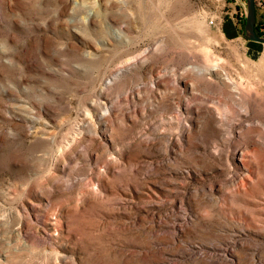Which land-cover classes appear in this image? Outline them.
I'll list each match as a JSON object with an SVG mask.
<instances>
[{
	"label": "rangeland",
	"instance_id": "374dc122",
	"mask_svg": "<svg viewBox=\"0 0 264 264\" xmlns=\"http://www.w3.org/2000/svg\"><path fill=\"white\" fill-rule=\"evenodd\" d=\"M254 4L264 31V0ZM245 12L246 0H0V264H264V190L242 200L226 188L215 221L183 224L205 204L193 188L239 171L219 152L223 166L201 179L190 150L160 146L197 111L193 93L224 91L214 71L210 89L175 91L190 64L264 77ZM228 115L195 114L203 148L244 130L222 131L228 121L264 123V96L251 115ZM178 168L183 187L159 182Z\"/></svg>",
	"mask_w": 264,
	"mask_h": 264
},
{
	"label": "bare ground",
	"instance_id": "6f19581e",
	"mask_svg": "<svg viewBox=\"0 0 264 264\" xmlns=\"http://www.w3.org/2000/svg\"><path fill=\"white\" fill-rule=\"evenodd\" d=\"M215 72L216 75L224 74L223 81L218 80V85L222 86L223 92L214 90L203 92L199 90L188 98L187 102L191 106V109H196L197 111L192 112V116L188 117V124L182 125L179 128L178 137L171 141L168 134H161V147H168L170 151L171 145L178 146L181 155L184 151L190 150L191 154L195 157V167L192 169L196 170L199 177H208L209 171H218L223 165L220 164L219 156L217 153H224L225 165H235L239 173H234L233 175L226 178H215L221 174L225 173L223 170L219 175L215 173L214 179H209L207 182H202L199 186L193 188L192 194L195 197H200L205 195V204L196 210H192L191 215L187 214L182 219L183 224L193 222L197 223L200 221L207 222L211 224L216 220V216L213 212L216 211V205L218 198L221 195V191L234 187L240 192L239 199L244 200L247 194H255L264 190V123L259 120H242L240 119L238 124L234 125L231 121H228L227 126L222 128V131H229L230 127L240 128L244 126V130H236L233 135L229 137L228 145L224 146L222 149L214 147V150H207L203 148V143L200 135L195 129V114H199V120H203L207 115H214L216 113H221L222 117L218 118L219 122H226L229 120L231 115L236 117L239 114L247 113L251 115V111L256 109L257 103H259L260 97L264 96V77H258L257 84H255L253 76H248V80L243 79L238 82L234 79H230L221 70V66L218 63H210L201 65L200 63L190 64L188 67L183 69L181 74L190 73V78L188 81L182 83V75L175 78L174 89L181 93L200 87L204 89H210L208 83H212L214 79L208 76V73ZM263 71V70H261ZM192 72V73H191ZM252 77V78H250ZM163 85V80L157 79L155 85L152 89L157 90V92L162 93L161 86ZM163 96V94L161 95ZM247 97L248 99H244ZM204 100V101H201ZM206 100H210L213 104L206 103ZM200 101V102H199ZM241 108V110H239ZM247 121L248 123H244ZM226 125V124H225ZM195 133V138L191 137V134ZM167 140V144H163L162 141ZM163 144V145H162ZM183 147L180 149L179 147ZM184 150V151H183ZM254 160V164H253ZM251 161L253 166H249L248 163ZM176 162V158L173 161L169 159L159 161L154 165L155 172L157 175H162L164 169L168 165H173ZM179 169V168H178ZM185 172V171H184ZM148 177H150L151 172H147ZM206 174V175H205ZM190 176L189 172L183 173L180 169L177 173L172 174L169 172L168 176H161L160 183L169 184L171 187H176L177 189L183 187L186 183L187 177ZM212 177V176H210ZM179 178V179H178ZM49 223L50 229L54 231H59L58 226L60 220L56 218H51ZM51 230V231H52ZM261 232L264 234V226L261 227ZM51 235L54 233H50Z\"/></svg>",
	"mask_w": 264,
	"mask_h": 264
},
{
	"label": "water",
	"instance_id": "95a60500",
	"mask_svg": "<svg viewBox=\"0 0 264 264\" xmlns=\"http://www.w3.org/2000/svg\"><path fill=\"white\" fill-rule=\"evenodd\" d=\"M255 21L256 13L254 0H246L244 34L249 40L264 43V35L258 34L255 30Z\"/></svg>",
	"mask_w": 264,
	"mask_h": 264
},
{
	"label": "trees",
	"instance_id": "16d2710c",
	"mask_svg": "<svg viewBox=\"0 0 264 264\" xmlns=\"http://www.w3.org/2000/svg\"><path fill=\"white\" fill-rule=\"evenodd\" d=\"M242 23H243V31H244L245 18H244V21H243ZM255 30H256V32H257L258 34H260V35H264V31H263V29L257 27V25H255Z\"/></svg>",
	"mask_w": 264,
	"mask_h": 264
}]
</instances>
